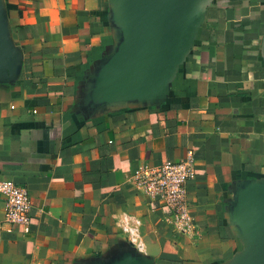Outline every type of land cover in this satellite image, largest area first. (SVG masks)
<instances>
[{
    "label": "crops",
    "instance_id": "obj_1",
    "mask_svg": "<svg viewBox=\"0 0 264 264\" xmlns=\"http://www.w3.org/2000/svg\"><path fill=\"white\" fill-rule=\"evenodd\" d=\"M128 5L0 0V180L31 200L25 232L0 194V264H264L244 217L264 199V0H192L153 72L132 71ZM188 152L194 237L132 177Z\"/></svg>",
    "mask_w": 264,
    "mask_h": 264
},
{
    "label": "built area",
    "instance_id": "obj_2",
    "mask_svg": "<svg viewBox=\"0 0 264 264\" xmlns=\"http://www.w3.org/2000/svg\"><path fill=\"white\" fill-rule=\"evenodd\" d=\"M138 188L162 201L171 210L166 222L176 233L194 237L196 225L189 210L187 184L194 177V159L191 152L180 160H166L158 165H144L133 174ZM0 194L4 198V221L21 225L27 232L30 224L31 200L27 189L12 180H0ZM120 224L129 242L138 251L146 248V240L139 231V220L122 215Z\"/></svg>",
    "mask_w": 264,
    "mask_h": 264
},
{
    "label": "water",
    "instance_id": "obj_3",
    "mask_svg": "<svg viewBox=\"0 0 264 264\" xmlns=\"http://www.w3.org/2000/svg\"><path fill=\"white\" fill-rule=\"evenodd\" d=\"M192 0H128V23L134 31L130 49L132 71H154V63L176 44V37L191 13ZM1 50V43H0ZM1 61V53H0ZM137 64V65H136ZM244 217L264 246V199L253 198Z\"/></svg>",
    "mask_w": 264,
    "mask_h": 264
}]
</instances>
